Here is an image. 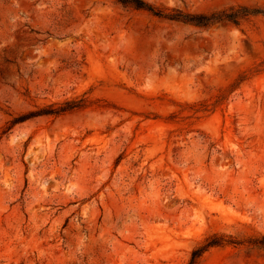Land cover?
I'll list each match as a JSON object with an SVG mask.
<instances>
[{"label":"rangeland","instance_id":"1","mask_svg":"<svg viewBox=\"0 0 264 264\" xmlns=\"http://www.w3.org/2000/svg\"><path fill=\"white\" fill-rule=\"evenodd\" d=\"M143 1L259 13L0 0V264H264V0Z\"/></svg>","mask_w":264,"mask_h":264},{"label":"trees","instance_id":"2","mask_svg":"<svg viewBox=\"0 0 264 264\" xmlns=\"http://www.w3.org/2000/svg\"><path fill=\"white\" fill-rule=\"evenodd\" d=\"M122 4L130 5L136 9H143L146 11H149L153 15H156L158 17L167 18L171 20L181 21L183 23H189L195 26H202L205 27L211 23L218 22V21H229L234 24H238L239 20L247 15L250 14H256L259 13L258 10H248L244 7L240 8H230L229 10H222L220 12H214L211 14H187L182 12H173V13H167L162 12L161 10H158L151 6L150 4L144 2L143 0H116ZM83 106V103L81 100H71L64 102L63 105H60L56 108H50L49 110H38L36 112H33L30 114V116L33 115H40V114H53L58 115L70 110H73L75 108H79ZM223 242L220 239H217L216 236L210 238L209 240H206V242L199 247L198 249L194 250L192 252V257L190 264H194L196 262V259L200 256V253L205 250L208 247L212 246H218L222 245Z\"/></svg>","mask_w":264,"mask_h":264}]
</instances>
